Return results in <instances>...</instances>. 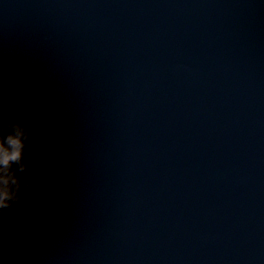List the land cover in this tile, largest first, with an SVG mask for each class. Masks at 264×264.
Listing matches in <instances>:
<instances>
[{"label": "water", "instance_id": "1", "mask_svg": "<svg viewBox=\"0 0 264 264\" xmlns=\"http://www.w3.org/2000/svg\"><path fill=\"white\" fill-rule=\"evenodd\" d=\"M17 121L0 264H264V0H0Z\"/></svg>", "mask_w": 264, "mask_h": 264}, {"label": "clouds", "instance_id": "2", "mask_svg": "<svg viewBox=\"0 0 264 264\" xmlns=\"http://www.w3.org/2000/svg\"><path fill=\"white\" fill-rule=\"evenodd\" d=\"M33 138V133L22 121L0 122V216L30 195L33 200L39 198L31 184L19 176L29 168L25 151Z\"/></svg>", "mask_w": 264, "mask_h": 264}]
</instances>
